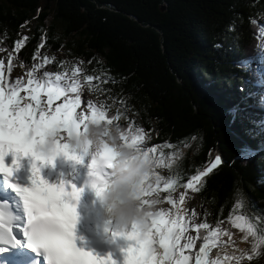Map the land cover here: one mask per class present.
<instances>
[{"label":"trees","instance_id":"trees-1","mask_svg":"<svg viewBox=\"0 0 264 264\" xmlns=\"http://www.w3.org/2000/svg\"><path fill=\"white\" fill-rule=\"evenodd\" d=\"M262 32L264 0H0V52L11 65L27 75L40 53L62 52L44 61L52 78L71 83L80 68V97L87 89L108 117L119 115L113 125L125 133L143 129L145 147L157 146L166 159L184 150L171 171L164 168L174 186L221 157L193 190L196 223L209 225L194 227L200 238L237 212L240 194V213L257 229L264 225V115L253 117L250 135L237 122L247 111L231 112L255 89ZM246 264H264V255Z\"/></svg>","mask_w":264,"mask_h":264},{"label":"snow or ice","instance_id":"snow-or-ice-1","mask_svg":"<svg viewBox=\"0 0 264 264\" xmlns=\"http://www.w3.org/2000/svg\"><path fill=\"white\" fill-rule=\"evenodd\" d=\"M27 23V22H26ZM258 39L264 41V36L258 34ZM264 51V44L258 45ZM257 58H253L255 61ZM259 61L264 64V55ZM40 67V66H37ZM12 65L9 63L8 72L11 73ZM36 68L28 71L30 77L26 84L20 79L15 82H8L3 75L2 62H0V173L6 177H11L16 167L19 166L20 158L29 156L31 160V185L21 186L10 183V187L19 193L22 198L23 216L16 218L3 207H0V253L8 251L9 245H19L17 233H22L27 238V248L39 252L43 250L46 264H117L111 254L100 256L92 251H86L77 247L75 243V226L79 214L76 202L79 201L82 188L71 186V190L66 182L49 183L41 175L42 164H52L57 156L63 155L67 160L75 163H82L84 155L91 152V161L88 164V185L95 192L97 198L103 202L105 193L109 185V178L112 175V168L118 156L115 145L101 141L98 146L92 148L89 145L87 150H78L67 142L66 137L79 134L87 130V122L107 124L109 127L114 121L119 119V115L108 117L102 107L88 103L87 110L77 111L81 106V97L78 93L76 75L81 72L77 68L70 78L71 83L61 75H56L53 79L51 75L44 72L38 78H33ZM258 83L264 85V69L258 70ZM88 81L93 80L92 76L87 77ZM105 83L107 80L104 81ZM7 85V87H5ZM25 89L31 96L35 105L25 101L23 106V96L19 95L21 89ZM243 90V89H241ZM46 92L47 104L41 101V93ZM75 93L70 96L67 93ZM64 97V102L52 107L53 100ZM261 104L264 106V96L261 97ZM239 111L238 106L231 109L233 116ZM119 128V125H116ZM261 131H264V121L259 124ZM120 129V128H119ZM66 134V135H65ZM49 135L55 137L56 152L50 156H44L37 151V144L45 140ZM122 143L133 145L154 157L153 181L151 176L145 183L144 203L155 205L160 203L159 192L161 184L164 189L169 190V200L171 202V190L176 180L170 175L167 178L161 175L157 169L167 168L172 170V161L180 153H173L168 159L163 152H158L157 146L145 147L146 136L143 129H135L127 133L120 130ZM198 137L192 135L190 141H197ZM185 146H190L185 141ZM13 154L12 166L5 163V156ZM221 164V157L217 155L215 161L198 174L192 175L187 183V188L198 190L202 178L212 173ZM155 194V195H154ZM155 198V199H154ZM184 200V196H180ZM179 213V209H177ZM149 221H151L149 223ZM131 230L120 228L112 233L113 237H123L129 241L124 253V264H190L193 259L185 255V249H192L194 237L185 235L188 231V223L185 222L184 215L178 218H170L163 211L151 210L147 213L146 219L141 223H132ZM194 227L208 229L206 223H196ZM235 227L245 232L244 240L252 237L251 252L242 248H237L231 255L224 258V264L230 261L234 264H242L247 258L251 261L253 256H262L264 251H260V246L264 245V225L259 229L246 220L244 216L236 217ZM182 238L186 242L181 243ZM203 245L198 253L194 254V264H221L219 253L216 259H205L208 253L217 244V233L201 237ZM235 243V242H233ZM238 253V254H237Z\"/></svg>","mask_w":264,"mask_h":264},{"label":"clouds","instance_id":"clouds-1","mask_svg":"<svg viewBox=\"0 0 264 264\" xmlns=\"http://www.w3.org/2000/svg\"><path fill=\"white\" fill-rule=\"evenodd\" d=\"M119 133L120 129L115 125L109 127L89 120L86 131L66 137V140L78 150H87L89 145L95 148L101 141L116 146L118 156L102 204L107 218L115 221L120 228H126L132 223L143 222L147 213L155 207L154 200L145 204L142 195L149 177L155 180L152 176L154 157L136 146L122 143ZM37 151L44 156L55 154V137L49 135L38 143Z\"/></svg>","mask_w":264,"mask_h":264},{"label":"rangeland","instance_id":"rangeland-1","mask_svg":"<svg viewBox=\"0 0 264 264\" xmlns=\"http://www.w3.org/2000/svg\"><path fill=\"white\" fill-rule=\"evenodd\" d=\"M261 36H264V32H262ZM264 44V41H263ZM264 51H261V49L259 48L258 50V54L256 55V57H260L263 55ZM59 57V58H64V55L62 52H58L56 54H49L46 52L40 53L39 55H37L34 60H33V68H36V72L33 75V78H38L40 75H42L44 72L48 71L44 68V61L45 60H49L52 57ZM0 62H2V67H3V75L6 78V80L8 82H15V80L20 79L22 81L23 84H26L27 80L30 78L28 75H23L22 72L20 71L19 67L14 66L12 67L11 73L8 72V67H9V59L6 57V55L3 52H0ZM261 64V62H260ZM40 66V67H37ZM77 66V64L75 65V67ZM262 69H264V64H261ZM32 68V69H33ZM62 76V75H61ZM63 77L65 78V80L67 81V77L63 75ZM1 83H3L1 81ZM255 84V83H254ZM5 87H7V85H5ZM20 96H23L25 98L24 101L21 102L22 106L23 103L25 101H27L28 103H32L33 105H35V102L31 100V96L30 94L25 90V89H21L19 92ZM250 95V94H249ZM250 101L246 102L245 100H242L240 103H238L235 107L238 106L239 110L242 112L251 110L248 109L249 107H254V103L257 102V94H251L250 95ZM41 101L43 104H47V95L46 92H42L41 93ZM91 102L93 104V99L92 97L89 95L88 90L87 89H83L82 93H81V106L80 108L77 109V111H81L82 109L87 110V114H91V110L88 109V103ZM59 99L58 100H53L52 103V107L54 109L55 105L59 104ZM255 114H260L254 110H252ZM251 115V112H249ZM237 117V115H236ZM254 116H252L253 118ZM240 125V128L243 130L248 127V133L251 135L253 134V129L252 125H253V120L250 119L248 116L245 117V122L241 121L240 119L237 121ZM256 130V129H255ZM66 135V134H65ZM257 141V140H256ZM160 152H163L160 148H158V152L155 155H159ZM184 152V150H182L180 153L182 154ZM247 153H252L251 150H248ZM157 171L164 176L165 172H164V168H158ZM164 187L163 184H161V188L160 191H163ZM166 193V200L161 203L160 205H155L154 207V211H160L163 210L166 213H172L175 214L177 212V209H179V211L183 212V215L185 217V222L188 223L189 227H188V231L186 232L185 235H191L192 237H194V245L192 249H185V254H190L192 255L193 252H195L197 250V248L200 246V244L203 242L202 239L196 237V231L194 230V224H196V220H198V217H200L201 214V209L199 208V204H198V200L197 197L195 196V194L193 193V189H189L187 188V186L185 187H178V186H174L173 189L171 190V202L169 200V190L165 189L164 191ZM183 195L184 196V200L181 201L180 200V196ZM246 203V198H244L243 195H239L236 198L235 204H234V208H235V212L231 218L226 219L221 221V223H217L211 226V232H215L217 233L218 236H223L226 235V237L228 238V240L224 243V245H222V247L218 250L219 255L222 257H226L231 255L234 251H236V249L238 248L236 246V243L239 241V239H242V233H240L239 231L236 232L235 231V236L234 239L232 238V235H229L230 230L229 228H231V224L233 222L236 221V217L241 216L242 214L240 213L245 206ZM244 216V215H242ZM244 218L246 220H249L248 216H244ZM151 222V221H150ZM252 223L254 225L255 221H252ZM208 234V235H210ZM228 235V236H227ZM236 237V238H235ZM244 240V239H243ZM182 243L186 242L184 240V238H182ZM235 242V243H233ZM234 245V246H233ZM233 246V247H232ZM262 248H264V245L260 246L261 250ZM196 249V250H195ZM242 249H245L246 251L251 252L252 249V237H249L246 243V246L242 247ZM195 250V251H194ZM230 251V252H229ZM238 254V253H237ZM249 260H247V258L242 262V264H246ZM232 262V261H231ZM231 264H234V262H232Z\"/></svg>","mask_w":264,"mask_h":264},{"label":"bare ground","instance_id":"bare-ground-1","mask_svg":"<svg viewBox=\"0 0 264 264\" xmlns=\"http://www.w3.org/2000/svg\"><path fill=\"white\" fill-rule=\"evenodd\" d=\"M263 55H264V52H263ZM257 102L259 104H261V100H257ZM30 158L31 157H29V156L21 157L20 158V162H19V166L16 167V168H24V166H25L24 161L25 160L29 161ZM62 158H64L63 155H60V156L56 157V161L53 162L52 164H41V165H38V166L41 167V175H42V177L44 179H46L48 181H52V182H58V181H62L63 179L67 178L69 175L80 174L81 171L88 166L89 162L91 161L92 156H91V152H89L88 154L84 155V159H83L82 163H75L73 161L67 160L66 158H64V161L61 162ZM13 159H14V157H13V154L11 152L7 156H5V158H4L5 163L8 164L9 166H12ZM185 186H187V184ZM167 214H168V216L170 218H178V215H183V212L179 211V213L176 212L175 214H172V213L168 212ZM110 222H111L110 229H113V228L120 229V227L117 225V223L115 221L110 220ZM149 223H150V221H149ZM126 230H131V226L130 225L127 226ZM229 230H230L229 235H232L233 239H234V236L236 234L235 231L236 232L239 231L240 233H242V236H241L242 239H239V241L236 243V246L238 248H242V247L246 246L247 241L243 240L244 236H245V232H243L239 228L235 227V222H233L231 224V228H229ZM227 240H228V238L226 237V235H223V236H218L217 235V244H216V247H213L212 250L209 252V255H208L209 260L216 259L217 252H219L218 250L222 247V245H224V243ZM181 243H182V241H181ZM202 245H203V242L200 244V246L197 248V250L195 249L196 251L194 250L195 252H193L192 255H190V254H185V255H189L190 257L193 258L194 254L198 253L197 251ZM220 258H221V264H224V258L225 257L224 256H222V257L220 256ZM191 261H190V263H191ZM231 263L232 262L230 261L229 264H231Z\"/></svg>","mask_w":264,"mask_h":264}]
</instances>
